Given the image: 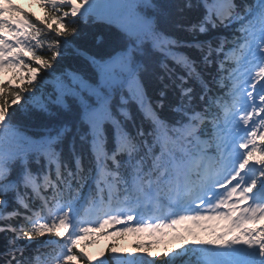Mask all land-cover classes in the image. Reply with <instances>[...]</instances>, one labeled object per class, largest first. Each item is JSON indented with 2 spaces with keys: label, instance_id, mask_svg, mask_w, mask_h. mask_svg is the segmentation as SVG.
Instances as JSON below:
<instances>
[{
  "label": "snow or ice",
  "instance_id": "snow-or-ice-1",
  "mask_svg": "<svg viewBox=\"0 0 264 264\" xmlns=\"http://www.w3.org/2000/svg\"><path fill=\"white\" fill-rule=\"evenodd\" d=\"M39 3L43 20L0 0V264H91L77 246L110 224L176 246L97 264H264V0ZM93 24L113 37L100 59L74 42Z\"/></svg>",
  "mask_w": 264,
  "mask_h": 264
},
{
  "label": "trees",
  "instance_id": "trees-1",
  "mask_svg": "<svg viewBox=\"0 0 264 264\" xmlns=\"http://www.w3.org/2000/svg\"><path fill=\"white\" fill-rule=\"evenodd\" d=\"M45 11V9L43 8ZM82 32L79 38H77L74 42L76 45L81 48L83 51L87 52L88 55L95 56L97 59H100L101 57L105 56L108 51H110L109 45L112 42V34L109 31L108 27L101 24H93V25H81ZM175 35L180 39H191L190 36H188L185 33L176 31ZM100 36L102 37V40L100 42H97L96 37ZM224 36H230V33L226 30H219L216 32H213L211 36H201L200 39H211L213 41H218L221 37ZM181 51L186 52L188 55H190L193 59L199 60V53L194 49H181ZM163 59V57H161ZM64 64L66 66L71 67H77L83 64H87V61L82 56H74L69 55L65 58ZM169 65H171V62L169 61ZM89 67H91L89 65ZM155 71L159 75H163V72L159 69V66L156 65ZM176 71L179 74H183L182 70L177 68ZM5 80H3L1 83H4ZM8 82V81H7ZM11 85L15 87L16 82H11ZM165 83L171 84V81L165 78ZM163 85L160 83L158 79L155 77L150 78L147 81L146 90L148 91L149 95L152 97L157 96L159 89ZM178 91L174 89V87L169 88L168 90V103H174L178 102ZM169 109L166 107L165 112H167ZM134 115L137 116V123L139 122L138 114L134 112ZM44 122L43 117L34 118L32 120L27 121V125L30 131V134L38 132L39 124ZM134 131V129H131ZM85 164H87V161H85ZM54 178V176H53ZM121 241H128V240H121ZM6 243V238L3 235H0V248L3 247V245ZM112 255V248L110 247L107 252V257H110ZM82 262V261H81ZM80 262V263H81Z\"/></svg>",
  "mask_w": 264,
  "mask_h": 264
},
{
  "label": "rangeland",
  "instance_id": "rangeland-1",
  "mask_svg": "<svg viewBox=\"0 0 264 264\" xmlns=\"http://www.w3.org/2000/svg\"><path fill=\"white\" fill-rule=\"evenodd\" d=\"M23 6L26 7L27 6V2L23 1L22 2ZM39 14V13H37ZM115 251L118 254L121 255H138V253H136L133 248L132 242L128 241V242H118L115 243ZM113 248V247H112ZM109 249V244L106 242H103L99 245H95L92 246L91 248L85 249L83 252L87 254V256L90 258L91 260V264H97L99 259H104L107 257V252ZM163 252L162 249H158L155 252H153L154 256L161 254ZM80 264H84V262L80 263Z\"/></svg>",
  "mask_w": 264,
  "mask_h": 264
}]
</instances>
